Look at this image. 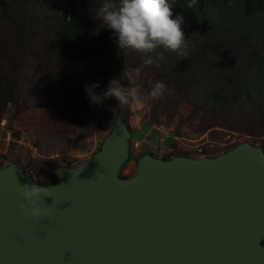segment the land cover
Segmentation results:
<instances>
[{
    "label": "water",
    "instance_id": "95a60500",
    "mask_svg": "<svg viewBox=\"0 0 264 264\" xmlns=\"http://www.w3.org/2000/svg\"><path fill=\"white\" fill-rule=\"evenodd\" d=\"M128 139L115 121L87 161L55 169L49 220L21 218L15 189L30 180L13 165L0 169V264H264L259 148L142 155L120 179Z\"/></svg>",
    "mask_w": 264,
    "mask_h": 264
},
{
    "label": "rangeland",
    "instance_id": "374dc122",
    "mask_svg": "<svg viewBox=\"0 0 264 264\" xmlns=\"http://www.w3.org/2000/svg\"><path fill=\"white\" fill-rule=\"evenodd\" d=\"M54 1L0 2V169L13 165L30 182L55 184V169L75 168L87 161L118 120L129 133L127 158L117 171L120 179L135 174L142 155L162 160L196 157L194 151L201 147L202 155L214 156L237 143H247L264 154V107L261 113L258 106L238 98L222 113L205 100L208 91L218 85L223 88L225 77L241 62L239 54L217 48L201 51L192 41L186 58L159 47L158 52L136 53L129 60L125 50H118L100 73L83 72L85 83L99 85L97 95L107 90L111 79L121 78L124 69L149 58L152 64L143 67L139 86L147 93L155 81H161L169 91L161 100L142 105L121 106L112 98L100 106L90 105L86 94L85 98L79 91L73 95L76 88L60 80L63 66L53 53V33L41 21L43 5ZM103 2L89 0L92 11L96 13ZM67 20L68 15L61 22ZM96 22L103 26L97 18ZM250 45L260 53L264 41L255 39ZM235 50L244 53L241 45Z\"/></svg>",
    "mask_w": 264,
    "mask_h": 264
},
{
    "label": "trees",
    "instance_id": "16d2710c",
    "mask_svg": "<svg viewBox=\"0 0 264 264\" xmlns=\"http://www.w3.org/2000/svg\"><path fill=\"white\" fill-rule=\"evenodd\" d=\"M169 2L173 3L172 18L177 15L184 18L181 28L188 44L195 42V48H201V51L217 48L241 56V62L231 76L225 77L223 88L218 85L208 91L205 100L219 108L218 112L226 113L232 103L241 98L246 105L253 103L261 108L258 111L263 113L264 48L257 53L249 44L255 39L264 41V0H197L191 8L187 7L190 0ZM43 8L42 24L53 33V53L62 61L60 80L64 86L76 88L73 95L79 91L85 98L84 89L88 83H85L87 75L83 72L100 73L105 61L118 52L112 33L97 25L96 13L89 0L78 3L75 0H55L46 2ZM58 9L62 13L60 19ZM67 15L68 20L61 22ZM238 45L244 53L235 52ZM135 56L136 53L125 50V57L129 60ZM184 62L181 60L180 64ZM239 71L245 76L239 75ZM247 74L250 77H246Z\"/></svg>",
    "mask_w": 264,
    "mask_h": 264
},
{
    "label": "clouds",
    "instance_id": "9594fccd",
    "mask_svg": "<svg viewBox=\"0 0 264 264\" xmlns=\"http://www.w3.org/2000/svg\"><path fill=\"white\" fill-rule=\"evenodd\" d=\"M196 3L197 0H190L187 7L191 8ZM172 6L173 3L169 0H104L95 15L104 29L112 33L118 50L147 54L162 47L186 58L189 55L188 40H185L181 28L184 18L182 15L172 18ZM151 64L152 60L149 58L140 66L124 69L121 78L111 79L107 90L99 95L95 93L98 84L85 85L84 90L90 105L100 106L108 98L114 99L121 106L161 100L169 91L163 82L155 81L147 93L138 84L143 67ZM53 187L57 186H41L33 182L23 185L17 183L15 193L21 218L49 220L52 206L46 205L44 198L51 197Z\"/></svg>",
    "mask_w": 264,
    "mask_h": 264
},
{
    "label": "built area",
    "instance_id": "2783aa9c",
    "mask_svg": "<svg viewBox=\"0 0 264 264\" xmlns=\"http://www.w3.org/2000/svg\"><path fill=\"white\" fill-rule=\"evenodd\" d=\"M133 147H134V149H137L138 143H135ZM194 152H195L196 157L204 156V155H202L203 150L201 149V147H198Z\"/></svg>",
    "mask_w": 264,
    "mask_h": 264
}]
</instances>
